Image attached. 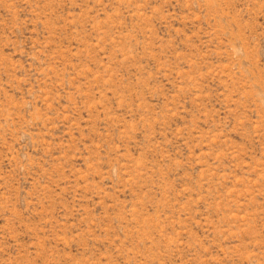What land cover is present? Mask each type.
Returning <instances> with one entry per match:
<instances>
[{
  "label": "rangeland",
  "instance_id": "obj_1",
  "mask_svg": "<svg viewBox=\"0 0 264 264\" xmlns=\"http://www.w3.org/2000/svg\"><path fill=\"white\" fill-rule=\"evenodd\" d=\"M0 264H264V0H0Z\"/></svg>",
  "mask_w": 264,
  "mask_h": 264
}]
</instances>
